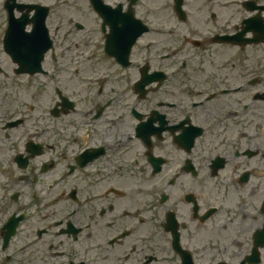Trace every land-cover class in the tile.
<instances>
[{
    "label": "flooded vegetation",
    "instance_id": "flooded-vegetation-1",
    "mask_svg": "<svg viewBox=\"0 0 264 264\" xmlns=\"http://www.w3.org/2000/svg\"><path fill=\"white\" fill-rule=\"evenodd\" d=\"M0 264H264V0H0Z\"/></svg>",
    "mask_w": 264,
    "mask_h": 264
},
{
    "label": "rangeland",
    "instance_id": "rangeland-1",
    "mask_svg": "<svg viewBox=\"0 0 264 264\" xmlns=\"http://www.w3.org/2000/svg\"><path fill=\"white\" fill-rule=\"evenodd\" d=\"M26 84H28V83H26ZM30 89L31 90H27L26 93H22L20 95L21 100L24 101V104L26 106H32V105H34V106H46V103H47L49 98H46L45 94L39 95L37 92L35 94H33V93L30 94L31 91L33 92V88H30ZM130 97L132 99V94H130ZM25 98H26V101L24 100ZM19 106H23V103H19Z\"/></svg>",
    "mask_w": 264,
    "mask_h": 264
}]
</instances>
